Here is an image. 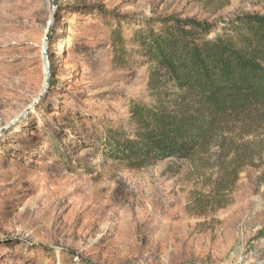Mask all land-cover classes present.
I'll return each instance as SVG.
<instances>
[{"label": "rangeland", "instance_id": "rangeland-1", "mask_svg": "<svg viewBox=\"0 0 264 264\" xmlns=\"http://www.w3.org/2000/svg\"><path fill=\"white\" fill-rule=\"evenodd\" d=\"M254 13L264 0H0V132L50 85L0 137V264H264V113L142 167L100 140L151 99L146 57L114 61L107 24L194 19L214 38Z\"/></svg>", "mask_w": 264, "mask_h": 264}, {"label": "trees", "instance_id": "trees-1", "mask_svg": "<svg viewBox=\"0 0 264 264\" xmlns=\"http://www.w3.org/2000/svg\"><path fill=\"white\" fill-rule=\"evenodd\" d=\"M105 27L113 60L149 63V101L129 100L104 122V148L133 167L189 159L244 114L264 113V15L241 14L222 32L194 19H151ZM140 60V61H141ZM125 125L131 130H125Z\"/></svg>", "mask_w": 264, "mask_h": 264}, {"label": "water", "instance_id": "water-1", "mask_svg": "<svg viewBox=\"0 0 264 264\" xmlns=\"http://www.w3.org/2000/svg\"><path fill=\"white\" fill-rule=\"evenodd\" d=\"M56 4V2H54ZM47 54V52H46ZM50 85H49V81H47V84L45 86L44 91L42 92V94L39 96V98L32 104L30 105L22 114H20V116H18L15 120H13L8 126H6L5 128H3V130L0 132V137L9 129V127L14 126L16 123L22 121L31 111L32 109L42 101V99L45 97L46 93L48 92Z\"/></svg>", "mask_w": 264, "mask_h": 264}]
</instances>
